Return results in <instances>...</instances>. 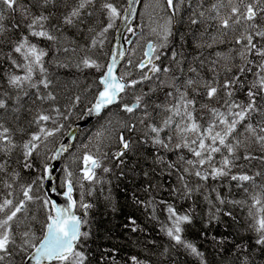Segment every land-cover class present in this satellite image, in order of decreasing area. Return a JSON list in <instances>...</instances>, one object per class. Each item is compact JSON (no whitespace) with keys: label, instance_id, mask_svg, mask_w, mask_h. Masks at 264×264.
Masks as SVG:
<instances>
[{"label":"snow or ice","instance_id":"snow-or-ice-1","mask_svg":"<svg viewBox=\"0 0 264 264\" xmlns=\"http://www.w3.org/2000/svg\"><path fill=\"white\" fill-rule=\"evenodd\" d=\"M38 2L39 14H33L31 7L22 5L21 0H0V33L5 31L2 23L5 12L12 14L20 12L22 19L28 21L23 25L27 28V34L21 35L12 47V52L18 54L24 63L12 59L11 54L9 55L12 65L15 68H22L24 74L10 73L7 77L9 88L18 90V94L13 97L8 92L0 93V110H4L5 113L20 111V108L16 106L10 108L9 101L18 104L22 98L19 93L27 97L29 93L24 91L25 86L37 90L36 100L54 102L57 99L50 90L53 80L45 66L49 52L33 43L30 37L59 45L60 37L54 32H62L64 26H82L81 32L86 30L90 34L89 42L85 45H77L75 41H71L69 46H58L57 52H63L69 59L75 56L76 62L72 65L57 60V66L99 70L103 66L92 58L91 50L104 44L103 37L114 27L117 19L122 18L127 24L129 16L136 11L133 5L137 0H129L128 8L123 9V12L128 13L129 16L124 17L121 16L122 10L114 0H75V5L63 14L59 26L55 24L49 26L53 14H46L48 5L55 6L57 0H38ZM164 3L169 15L157 27L151 29L152 33L158 37L157 42L149 40L143 58L135 62L128 59L123 72L119 73L117 57L123 58L125 53L123 50L113 52L106 70L99 79L102 87L97 90L94 103L88 109V113L94 112L99 115L109 106L120 104L124 112L133 114L135 117L131 124L123 126L126 132H136L139 124L159 148L178 151L180 153L178 162L169 164V168L178 171L179 178L186 189L185 195H190L192 192V189L188 187L186 176H194L200 181H207L210 178L213 180L227 178L230 181L240 182L238 187H242L244 182H254V176L244 171L233 174V169L242 167L238 163L241 158L247 162L260 160L264 163V106L258 103V101H264V45L260 43L264 41V23L261 22L264 21V0H216L208 10L214 15L206 16L205 12L200 10L198 16L201 19H190L192 25H197L202 20L216 23L217 36L212 38L207 47L211 48L214 44L226 42L229 33H233L231 42L238 48L236 55L232 57H224L217 52L215 58L210 57L207 60L197 58L199 65L187 67L186 71L191 75L186 79L183 66L186 61L178 59L182 53L172 50V63L168 66L162 63L164 49L168 47L169 39L173 35L174 18L181 13L186 0H164ZM187 3L190 7L191 0H187ZM222 9L227 11L222 14ZM97 15L103 21L99 31L89 26V18ZM13 27L19 29L21 24L14 23ZM126 30L134 32L130 26ZM237 56L242 64L238 66L236 74L228 76L227 74L231 73L236 66L234 62ZM256 58H259V63L256 62ZM222 60L226 61L223 65ZM229 60L232 61L231 65L227 63ZM173 65L177 67L174 68ZM253 68L256 69L254 73ZM176 71H179V76L175 74ZM221 72L225 74L223 81L220 79ZM36 73H39L41 78L33 82ZM249 73L255 78L247 85V102L237 101L235 99L237 91L245 87L244 74ZM161 75L170 76L171 79H161ZM153 77L156 78V87L149 88L147 91L141 89L139 94L133 96L132 103L124 102L130 89L135 92L138 86L152 81ZM40 86L46 91L40 92ZM157 88L167 89L164 91L165 103L151 100ZM197 97H203L207 102L197 107ZM75 100L79 101L80 97L76 96ZM52 112H55L57 116H63L60 109L53 104L50 109H37L29 122L38 130L32 132L30 138L22 145L26 169L33 167L29 158L33 156L40 143L61 130L62 125L57 126ZM201 112H206L207 117L199 116ZM137 113H139L138 116H136ZM254 114L260 115L262 119L253 121ZM49 121H52L54 125L52 128L46 126V122ZM241 128L243 132L240 131ZM18 131L23 130L18 129ZM162 133H166V136H162ZM14 135L15 131L0 119V153L10 154L19 147L14 142ZM96 136L99 138L101 133L98 132ZM135 143L121 132L116 141L117 150L111 153L112 158L118 159L122 165L123 157L133 150ZM83 148L85 149L82 156L84 167L81 170L83 175L80 180L95 182V169L101 167V145L97 146L95 154L88 151L87 144L83 145ZM254 149H259L261 154L255 155ZM67 150V146L62 144L51 159H56L60 153ZM102 155L106 158L108 153ZM217 155L221 157L219 161L216 160ZM109 170L103 169L104 172ZM43 171L45 175L38 180L20 185L21 199L14 201L5 197L0 201V264H4L6 258L13 256V249L26 253L25 259L29 261V264L33 262L34 264H86L87 262V256L81 250V240L87 238L89 232L82 231L81 227L87 223V210L91 205L84 203L83 200L78 203L74 199L73 173L67 167L63 181L64 190L60 193L67 201L66 204H58L50 198L49 192H56L51 185L44 189L43 196L36 194V185L40 183L43 188L42 182L50 179L47 163ZM0 173H6V165L3 163H0ZM6 174L10 180L0 179V185L11 189L13 183L19 182L20 174L18 172ZM259 175H261L259 172L255 174V176ZM81 187H83L82 184ZM244 191L247 193L249 190L245 188ZM88 194L91 195L90 192ZM8 196L11 197L12 193L9 192ZM217 199L221 204L227 203L219 193ZM30 202L39 203L46 212L43 235L38 241L35 239L32 223L36 217L27 214V205ZM74 209H83L85 215L78 216ZM167 213L171 226L167 227L166 234L177 244H183L190 249L192 254L201 258V264H204L203 253L182 238V225L191 222L190 215L179 214L172 205L167 206ZM248 214L252 220L249 227L258 236L256 244L264 245V193L252 196V205ZM225 215H231V212ZM17 238L20 240L19 244H17ZM132 260L133 264H139L136 257H132Z\"/></svg>","mask_w":264,"mask_h":264},{"label":"trees","instance_id":"trees-1","mask_svg":"<svg viewBox=\"0 0 264 264\" xmlns=\"http://www.w3.org/2000/svg\"><path fill=\"white\" fill-rule=\"evenodd\" d=\"M126 1L114 0L121 10L124 9ZM215 2L216 0H191L189 7L186 0L185 5L188 6L182 7L181 13L174 18L173 35L169 39L168 47L164 49V56H162L164 66L172 63V50L182 53L178 59H185L187 67L190 65L198 66L199 60L197 58L205 60L210 57L215 58L217 52L224 57L236 55L237 48L231 42L233 39L230 37L234 35L233 33H229L226 42L214 44L209 48L206 45L211 43L213 37L217 36L216 23L208 20H202L197 25L190 23L191 18L201 19L198 12L203 5L208 6L204 8V11L207 12L206 16L214 15L208 10ZM21 4L31 7L33 14H39L38 0H21ZM74 5L75 0H57L55 6L48 5L46 14H53L49 26L52 24L59 26L63 14ZM221 11L223 14L227 9ZM4 15L5 19L2 23L5 31L0 33V93L8 92L15 97L18 90L9 88L7 77L10 73L23 75L24 70L15 68L9 59V55L11 54L12 59L24 63L18 54L12 52V47L21 35L27 34V28L23 25L28 21L22 19L20 12L15 14L5 12ZM89 20V26L99 31L103 25L101 18L97 15L89 18ZM118 22L119 19L103 37L102 52L96 51V53L102 54V59L98 60L92 57L103 66L99 70L96 68L77 69L74 66L67 68L57 66V60L72 65L76 62L75 56L69 59L63 52H57L58 46H69L71 41H75L77 45H85L89 42L90 34L86 30L82 33V26H64L62 32H54L60 37L59 45L30 37L33 43L49 52L46 61L50 63L46 62L45 66L53 80L50 90L57 96V99L54 102L36 100L37 90L25 86L24 91L29 93L27 97L19 93L22 98L18 104L9 101L10 108L21 106L18 113L11 111L5 113L4 110H0V119L4 121L6 126L15 131L13 139L19 146L10 154L0 153V163L6 165V173L18 172L20 174L19 182L13 183L11 189L0 185V201L9 197V192L12 193L11 197L21 196V184L31 183L44 175L45 163L49 164L54 150L68 129L94 103L97 90L100 88L99 79L105 71L112 38ZM261 22L264 23V21ZM14 23L21 24V27L19 29L14 28ZM174 32L177 38H175ZM200 36L204 37L200 38ZM225 43L230 44L231 47H226ZM260 43L264 45V41H260ZM198 44L203 46L198 47ZM55 51L56 53H54ZM94 51L95 49H92L90 53L92 56L97 55ZM53 56L54 58H52ZM225 62L222 60L221 64L223 65ZM256 62L259 63V58H256ZM227 63L231 65L232 61L229 60ZM234 63L236 66L233 67L231 73L227 74L228 76L236 74L238 66L242 64L238 56ZM173 67L176 68L177 66L173 65ZM186 70L187 68H185V79L191 75ZM255 71L256 69L253 68V73ZM178 73L176 75L179 76L180 73ZM224 77L225 74L221 72V81ZM39 78H41L39 73L34 74L33 82ZM254 78L251 73L244 74L245 87L239 88L237 86L239 88L235 97L237 101L247 102V85ZM154 79L156 78L154 77ZM154 79L138 86L136 93L129 92L130 100L125 102L132 103L133 96L139 94L141 89L147 91L149 88L156 87ZM39 91L43 93L46 90L40 86ZM158 91L162 90L157 88L151 97V100L157 103L160 95H157ZM76 96L80 97L79 101L75 100ZM197 100V107L199 104L207 102L203 97H197ZM258 103L264 106V101H258ZM53 104L63 113V116H57L55 112L51 113L56 118L57 126L62 125L61 130L53 137L40 143L33 156L29 158L33 167L26 169L24 168L22 145L30 138L32 132L38 130L34 124L29 122L37 109H50ZM110 111L114 115L123 117L125 124H131L134 120L132 114L124 112L120 105ZM198 115L207 117L206 112H201ZM260 119H262L260 115H253V121ZM204 122L202 121V123ZM100 125L101 121L96 119L89 127L80 130L74 143L63 157L61 169L66 168L65 163L70 156L76 157L85 150L83 145L86 143L87 135L93 133L95 128ZM46 126L52 128L54 125L52 121H49L46 122ZM18 129L23 131H18ZM108 131V135L113 133L116 141L119 134L124 132L126 138H130L136 143L133 150L123 157L124 163L121 165L118 159H113L111 156V153L117 150L116 144L109 142L107 138L106 148L102 150L103 144L100 141L101 153L110 155L108 160L96 170L98 177L94 184L82 182L83 187L81 184L75 186L74 198L77 199L79 194L84 203L91 205L87 210V223L82 225V231L89 232V236L81 240V250L87 256L86 264H133L132 257H136L139 264H201L200 257L192 254L190 249H187L183 244H177L166 234L167 227L171 226L167 213L168 205H172L181 215H190L191 222L182 225V238L186 243L194 245L199 252L203 253L204 264H264V245L256 244L258 236L249 227L252 220L248 214L252 205V196L264 193V163L260 160L247 162L241 158L238 163L242 167L234 168L233 174L244 171L255 177L254 182H244L242 187H238L240 182L230 181L227 178L215 180L210 178L207 181H200L194 176H186L185 179L192 192L190 195H185L186 189L179 178L178 171L169 168V164L178 162L180 155L178 151L159 148L152 142L150 135L128 133L124 127L121 129V126L116 127V129L108 128ZM240 131L243 132V128ZM89 148L96 152L93 145ZM102 154L100 155L102 156ZM254 154L260 155V150L254 149ZM220 158V155L216 156V160H220ZM180 167L183 166L180 165ZM104 168L110 170L104 172ZM257 172L261 175L255 176ZM6 173H0V179L10 180ZM62 177L60 175V178ZM59 188H56L57 192H62ZM245 188L249 190L247 193L244 191ZM40 189L43 190L41 184L38 183L36 190L40 191ZM89 192L91 195L88 194ZM218 193L227 203L221 204L219 202ZM40 196L43 195L40 194ZM31 204L27 208V214L36 217L32 223L38 241L43 235L46 212L39 203ZM217 209H219L218 212ZM253 211L255 210L253 209ZM228 212H231V215H225ZM80 213L82 212L80 211ZM19 243L20 240L17 238V244ZM25 255L26 253L13 249V256L10 258L9 264H24Z\"/></svg>","mask_w":264,"mask_h":264},{"label":"rangeland","instance_id":"rangeland-1","mask_svg":"<svg viewBox=\"0 0 264 264\" xmlns=\"http://www.w3.org/2000/svg\"><path fill=\"white\" fill-rule=\"evenodd\" d=\"M184 6L187 7L188 5L187 6L184 5ZM184 6H183V8H185ZM205 7H208V6L207 5H203L201 10L204 11ZM166 12H167V8H166V5L164 3V0H145L144 1V4H143V6L141 8V11H140L139 21H138V22L141 23V27H142L143 33H142L141 37H139V39L137 41V44H136L135 48L133 49L132 55L134 56L133 57L134 59H140L141 54H143V52H144V45H145L144 41L147 38H151V39L156 38V41L158 40V37L154 33H152L151 29L154 28V27H157L158 24L162 23L163 20L167 18L168 12L167 13ZM206 13L207 12H205V14ZM173 30H174V27H173ZM175 30H176V28H175ZM174 35H175V38H177V35H176L175 32H174ZM203 37L204 36H200V38H203ZM230 37L233 39V36H230ZM225 44H226V47L230 45L228 43H225ZM223 46H225V45H223ZM229 47H231V46H229ZM236 48H238V46H236ZM96 51L102 52V47L101 46L97 47L95 49L94 53H96ZM54 53H56V51ZM96 54L97 55L92 56V57H95L96 59L101 60L102 59V54L101 53L100 54L96 53ZM52 58H54V56ZM183 66H184V68H187V63H185ZM77 72H80V70H77ZM177 73H178V71H176L175 74H177ZM160 78L161 79H168V80L171 79L170 76H164V75H161ZM153 79H154V77H153ZM154 82H155V79H154ZM178 83H179V81H178ZM166 90L167 89H163L162 91H158L159 93H157V95L160 94L159 98H158V103H165L164 91H166ZM132 93L133 94L136 93V90H135V92L132 91ZM214 103L215 102H213V104ZM17 107L21 108V106H17ZM138 115H139V113L136 114V116H138ZM124 116H126V115H124ZM132 116H133V114H132ZM133 118L135 119L134 116H133ZM100 121H101V125L96 127L95 130L93 131V133L88 134L87 137H86V140H85L86 141L85 144L88 145V151L92 152L93 154H95L96 152H93L89 147H91L93 145V147L96 149L97 146L100 145V141H102V144H103L102 150L104 148H106V144L105 143H106L107 138H108L109 142L111 141L113 144H116V139L114 138L113 133L111 135H108V132H109L108 128L116 129V127L121 126V129H122V127L125 125V121H123V117H120L117 114L114 115L113 113L104 114V116L102 117V119ZM98 132L101 133V136L99 138H97V136H96V134ZM133 133L142 134V135L145 134L146 135V130L143 128V126L138 124L137 131L133 132ZM142 135H140V136H142ZM147 136H149V135H147ZM162 136H166V133H162ZM95 143H97V145H95ZM84 151L79 153L76 157L70 156L68 161L65 163V165L68 168V170L72 171V173H73L74 186H76V184L80 185L82 183V180H80V177L83 175L81 170L84 167L83 162H82V156L84 154ZM109 156H110L109 154H108V156L106 158L103 157V155L101 156V166L105 164V162H106V160H108ZM217 161H219V160H217ZM61 173L59 171V174L63 176L62 178H59V184L61 186H63V181H64V178H65V168L61 169ZM95 174H96V171H95ZM97 177H98V175L96 174V179H97ZM84 182H86L88 184H94V182H92V181L84 180ZM42 191H43V193H41ZM36 194H38V195H40V194L43 195L44 194V181H43V190H41V189H40V191L36 190ZM21 197H22V195L19 196V197L13 196V197H8V198L13 199L14 201H18L19 199H21ZM81 200H83L82 197H81ZM230 203H231V201H230ZM31 205L32 204L29 203L27 205V208L29 206H31ZM35 239H36V234H35ZM9 262H10V258H6L4 264H9Z\"/></svg>","mask_w":264,"mask_h":264},{"label":"bare ground","instance_id":"bare-ground-1","mask_svg":"<svg viewBox=\"0 0 264 264\" xmlns=\"http://www.w3.org/2000/svg\"><path fill=\"white\" fill-rule=\"evenodd\" d=\"M144 1L145 0H137V2L133 5V7L135 8V13L133 14V15H131V16H129V14L128 13H125V12H123V10H122V12H121V16L122 17H124V16H129V19H128V21H127V24H125V22H124V20L121 18V19H119V22H118V24L116 25L117 27H116V29H115V32H114V35H113V38H112V43H111V49H110V53H109V56H108V60H107V63L110 61V59H111V57H112V54H113V52L114 51H116V52H119V51H121V50H123L124 51V53H125V56L123 57V58H121V57H117V59H118V61H119V63L117 64V70H118V73L119 72H123V70H124V68H125V66L127 65V60L128 59H132L134 62L135 61H139L140 59H142L143 58V54H141V57H140V59H134L133 57V55H132V52H133V49L135 48V46H136V44H137V41H138V39H139V37H141V35H142V33H143V30H142V27H141V23L140 22H138L139 21V17H140V11H141V8H142V6H143V4H144ZM128 6H129V0H127L126 1V5H125V7H124V9H126V8H128ZM128 26H130V27H132L133 29H134V32H128L127 30H126V28L128 27ZM149 40H153V39H146L144 42H145V45H144V51L146 50V48H147V44H148V41ZM144 53V52H143ZM136 56V55H135ZM107 63H106V65H107ZM105 70H106V67H105ZM102 87V85H100V88ZM129 92H131L132 93V91H131V89L129 90ZM129 94V93H128ZM130 96L129 95H127L126 97H125V100H124V102L125 101H129L130 100V98H129ZM132 100V99H131ZM133 101V100H132ZM76 104V103H75ZM120 104H114V105H111V106H109L108 108H106L105 110H103L98 116H97V118L96 119H99V120H101L102 119V117L104 116V114H106V113H111V111L110 110H112V108H114V107H116V106H119ZM91 107V106H90ZM89 109V108H88ZM88 109L85 111V113L88 111ZM85 113H83V115L78 119V120H80L81 118H83V116H84V114ZM95 119V120H96ZM77 120V121H78ZM95 120H93V121H95ZM92 121V122H93ZM91 122V123H92ZM90 123V124H91ZM90 124L88 125V126H86L85 128H87V127H89L90 126ZM81 129H84V128H81ZM80 129V130H81ZM80 130H79V132H80ZM79 132H78V134H79ZM59 145V144H58ZM58 147V146H57ZM52 157V156H51ZM62 164V163H61ZM47 165H49V164H47ZM98 168H96L95 169V171L97 170ZM59 171H60V173H61V167L59 168ZM59 171H58V173L56 174V176H55V179H54V182H55V186H56V188L58 189L59 188V186H61L60 184H59V178H60V174H59ZM44 175H45V173H44ZM82 182H84V181H82ZM59 185V186H58ZM63 186H61L60 188H59V190L61 191H63L64 189L62 188ZM44 189H45V180H44ZM74 189H75V191H76V188H75V186H74ZM78 194V193H77ZM81 201V197L79 198V196H77V202L79 203ZM84 202V201H83ZM80 211L82 212V213H80ZM76 212L78 213V214H80L82 217L85 215V213H84V210L83 209H76Z\"/></svg>","mask_w":264,"mask_h":264},{"label":"water","instance_id":"water-1","mask_svg":"<svg viewBox=\"0 0 264 264\" xmlns=\"http://www.w3.org/2000/svg\"><path fill=\"white\" fill-rule=\"evenodd\" d=\"M97 114H95L94 112L89 114L88 111L84 114L83 118H81L80 120L76 121L68 130V132L66 133V135L64 136V138L62 139V141L60 142V144L58 145V147L55 149V151L53 152L52 156L55 155L57 153V150L60 148V146L66 145L67 148L69 149V147L74 143L78 132L81 128H85L86 126H88L93 120H95L97 118ZM68 151V150H67ZM67 151L60 153L56 159H51L48 165L49 168V172H50V179L45 180V189H47L49 187V185H51V187H54V179L56 174L59 171V168L61 166L62 163V159L64 157V155L67 153ZM49 196L51 199L55 200L58 204L64 205L67 203V201L65 200V198L57 192H49ZM73 211L76 212V209H74ZM76 214L78 216H80L77 212ZM82 228V227H81ZM24 264H29V261L26 259V261L24 262ZM34 264V262H33Z\"/></svg>","mask_w":264,"mask_h":264},{"label":"flooded vegetation","instance_id":"flooded-vegetation-1","mask_svg":"<svg viewBox=\"0 0 264 264\" xmlns=\"http://www.w3.org/2000/svg\"><path fill=\"white\" fill-rule=\"evenodd\" d=\"M167 13V12H166ZM168 15H169V13H168ZM149 39V38H148ZM151 39V38H150ZM153 42H157L156 41V38H154L153 40H152ZM79 195V194H78ZM79 197H80V195H79ZM22 198V197H21Z\"/></svg>","mask_w":264,"mask_h":264}]
</instances>
